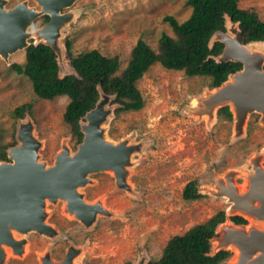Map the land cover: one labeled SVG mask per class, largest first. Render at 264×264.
<instances>
[{
    "label": "rangeland",
    "instance_id": "374dc122",
    "mask_svg": "<svg viewBox=\"0 0 264 264\" xmlns=\"http://www.w3.org/2000/svg\"><path fill=\"white\" fill-rule=\"evenodd\" d=\"M5 1L6 9L25 1L39 10L33 0ZM186 1L75 0L61 10L69 19L54 39L63 52L58 59L59 74L72 72L64 47L67 39L74 56L90 50L106 57L117 56L120 73L139 39L156 50L162 34L174 37L163 18L186 20L191 12ZM238 7L254 11L264 20V0H238ZM45 16L37 17L26 28L27 44L44 42L40 34L48 22ZM226 25V34L233 38L234 26L228 21ZM213 40L222 39L217 35ZM244 47L264 60V44L248 43ZM24 54L25 49H21L6 59L0 57V148L7 146L6 154L7 149L17 146L18 127L30 123L32 136L39 143L37 161L51 166L63 149L71 154L78 145L62 121L68 99L36 97L29 79L11 67L23 64ZM209 82L155 64L137 82L144 100L139 111L116 115L118 105L111 97L105 106L110 113L102 125L103 138L132 149L123 166V185L108 171L87 177L78 193L87 204H96L103 211L88 226L68 212L66 202L46 201L44 221L52 236L34 232L16 236L25 240L23 254L14 256L6 250L1 264H41L45 257L59 263L68 251L74 252L72 264H147L159 259L171 237L204 223L218 211L241 216L229 210L230 203L219 189L226 186L230 176L240 191L253 174L254 160L264 169V120L260 114H249L237 130L233 115L229 120L218 114V109L206 113L202 101L213 90ZM20 107L24 108L23 118L14 115ZM190 182L195 183L200 199H182V191ZM243 218L246 224L241 227L263 228L262 222ZM225 227L236 229L225 221L211 242L212 249L221 247ZM225 250L230 255L220 264H232L234 253Z\"/></svg>",
    "mask_w": 264,
    "mask_h": 264
},
{
    "label": "water",
    "instance_id": "95a60500",
    "mask_svg": "<svg viewBox=\"0 0 264 264\" xmlns=\"http://www.w3.org/2000/svg\"><path fill=\"white\" fill-rule=\"evenodd\" d=\"M33 1L39 7L38 11L29 7L25 1L6 9V1L0 0V57L6 59L16 51L26 49L30 45L26 42V28L37 17L46 15L49 19L40 34L44 42L38 43H43L53 50L59 67L58 59L62 57L63 52L54 39L59 27L69 19L60 12L70 7L75 0ZM226 21L234 26L233 42L236 49L242 51L238 58L233 52L235 49H231L233 45L222 40H213L217 35L223 39L227 36L226 23L225 32L214 33L210 44L220 42L224 46L222 53L215 58L217 62L240 63L241 69L228 75L223 83L213 88L202 101V105L204 111L209 114L215 109L229 107L235 126L239 130L249 114H260L264 120V60L262 56L251 54L244 47L238 24L231 22L229 18H226ZM70 68L72 72L69 74H74L71 66ZM98 93L99 98L94 108L82 118L85 123L81 122L82 119L79 122L83 137L76 151L70 154L67 149H63L51 166L37 161L39 143L32 136L30 123L18 127V145L6 150L7 161H0V264L7 253L6 250H10L14 256L23 254L25 240L16 236H24L30 232L52 236V229L44 221L43 208L46 201L66 202L68 212L88 226L94 222L96 214L103 211L96 204H87L78 193V189L85 185L87 177L108 171L113 173L119 185H123V166L127 163L132 149L125 143H111L103 138L102 125L110 113L105 110V106L114 96H107L100 89ZM252 170L253 174L248 179V188L244 194L238 193L230 176L226 186L221 185L219 189L220 195L225 196L230 203L231 212H238L242 218L262 222L263 225L262 229L254 226L243 228L229 219L235 215H225V221L235 225L236 229L225 227L219 240L221 247L212 249L211 242L217 235L219 226L225 221L217 225L215 236L209 241V255L227 251L226 248L233 252V248L238 256L236 260L234 255L232 264H244L246 260L252 261L251 264H264V169L254 160ZM73 257L74 252L68 251L64 260L59 263H53L45 257L41 264H72Z\"/></svg>",
    "mask_w": 264,
    "mask_h": 264
},
{
    "label": "trees",
    "instance_id": "16d2710c",
    "mask_svg": "<svg viewBox=\"0 0 264 264\" xmlns=\"http://www.w3.org/2000/svg\"><path fill=\"white\" fill-rule=\"evenodd\" d=\"M191 12L186 20L178 22L171 16H165L174 37L162 34L153 50L139 39L131 49L129 60L123 71L118 73L120 62L117 56L106 57L97 50H90L76 56L71 53L70 40L65 41L69 64L74 74L63 77L53 50L38 43L25 49L24 63L11 64L12 69L26 76L37 98L51 101L57 97H66L68 103L62 115L63 123L76 144L82 140L79 122L94 108L100 89L107 96H114L113 103L119 113L139 111L144 100L137 88V82L155 64L166 70L180 71L187 77L209 79V88H216L228 75L241 69L240 63L217 62L215 58L222 53L223 44L213 42L216 32H225L226 18L237 23L243 44L264 42V20L259 19L251 10L238 7V0H187ZM48 20V17L45 16ZM24 108L14 111V115L23 118ZM229 120L232 115L228 107L218 110ZM0 148V160L7 161L5 149ZM194 182L188 183L182 191V199L198 200ZM224 211H218L202 224L195 225L182 235L171 237L158 260L147 264H220L229 257V252L218 251L209 255V241L215 236L218 224L225 221ZM236 225L246 221L240 216L229 218Z\"/></svg>",
    "mask_w": 264,
    "mask_h": 264
},
{
    "label": "bare ground",
    "instance_id": "6f19581e",
    "mask_svg": "<svg viewBox=\"0 0 264 264\" xmlns=\"http://www.w3.org/2000/svg\"><path fill=\"white\" fill-rule=\"evenodd\" d=\"M221 39H222V41H225V42L233 45L231 49H235L233 52L235 53V57L238 58V54H240L242 51L241 50L239 51L238 49H236L237 47H236L235 43L233 42L234 39L231 36H229V34L226 37H224L225 40L222 37H221ZM261 44H264V43H261ZM230 81H231V79H230ZM247 188H248L247 184H244L241 187V190L238 191V193L241 194V195L244 194L246 192ZM232 250H233L235 258H236L238 256L237 255V251L235 249H233V248H232ZM236 260H237V258H236ZM251 262L252 261L246 260L244 264H251Z\"/></svg>",
    "mask_w": 264,
    "mask_h": 264
}]
</instances>
